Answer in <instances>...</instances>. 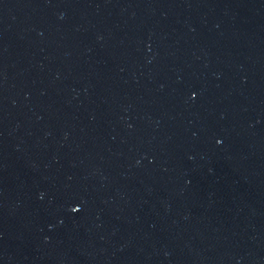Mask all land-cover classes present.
<instances>
[{
    "label": "water",
    "instance_id": "95a60500",
    "mask_svg": "<svg viewBox=\"0 0 264 264\" xmlns=\"http://www.w3.org/2000/svg\"><path fill=\"white\" fill-rule=\"evenodd\" d=\"M0 261L264 264V0H0Z\"/></svg>",
    "mask_w": 264,
    "mask_h": 264
},
{
    "label": "snow or ice",
    "instance_id": "6c2138e0",
    "mask_svg": "<svg viewBox=\"0 0 264 264\" xmlns=\"http://www.w3.org/2000/svg\"><path fill=\"white\" fill-rule=\"evenodd\" d=\"M193 95H195V93H193ZM74 211L76 210V209H73Z\"/></svg>",
    "mask_w": 264,
    "mask_h": 264
},
{
    "label": "clouds",
    "instance_id": "9594fccd",
    "mask_svg": "<svg viewBox=\"0 0 264 264\" xmlns=\"http://www.w3.org/2000/svg\"><path fill=\"white\" fill-rule=\"evenodd\" d=\"M219 142V141H218Z\"/></svg>",
    "mask_w": 264,
    "mask_h": 264
}]
</instances>
